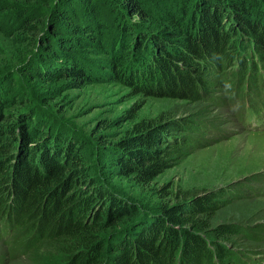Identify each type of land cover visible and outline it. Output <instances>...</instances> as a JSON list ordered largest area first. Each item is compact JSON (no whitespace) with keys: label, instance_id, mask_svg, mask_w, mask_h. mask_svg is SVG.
I'll list each match as a JSON object with an SVG mask.
<instances>
[{"label":"trees","instance_id":"1","mask_svg":"<svg viewBox=\"0 0 264 264\" xmlns=\"http://www.w3.org/2000/svg\"><path fill=\"white\" fill-rule=\"evenodd\" d=\"M0 39V239L11 232L15 258L38 264L53 249L60 264L257 262L241 248L264 243L258 204L227 190L149 213L105 180L150 183L194 151L190 132L204 145L222 140L213 105L230 103L246 130L251 117L264 122V0H0ZM209 68L235 81L230 100L214 96ZM107 77L202 106L114 141L71 126L44 87Z\"/></svg>","mask_w":264,"mask_h":264},{"label":"rangeland","instance_id":"2","mask_svg":"<svg viewBox=\"0 0 264 264\" xmlns=\"http://www.w3.org/2000/svg\"><path fill=\"white\" fill-rule=\"evenodd\" d=\"M2 40L0 39V58L4 57L3 46L7 43ZM91 56L93 60L105 57L93 54ZM217 75L219 74L213 73L210 68L204 73L215 87L214 96L229 99L230 96L225 94L235 81L230 74H221V77ZM45 83L44 87L53 91L59 104L61 103V108L58 106L61 109L60 116L92 138L102 132L109 139L119 140L138 123L149 124L168 117L179 119L180 116H189V112H196V105L202 106L190 104L183 99L137 92L132 87L110 78L79 89H68L67 81L63 79ZM206 102L207 105L215 103L212 100ZM211 110L206 114L222 118L220 134L213 135L215 140L218 136H223L222 140L204 145L206 142L196 138L203 133L190 132L182 138L192 141L191 149L194 151L178 164L157 175L150 183H140L133 176L115 177L105 182L116 192L146 208L144 211L149 213H158L164 205H175L191 197L229 190L232 197L236 198L234 201L240 199L246 200L250 205L258 204L264 215V128L252 123L251 127L256 129H244L235 116L236 112L230 109V103L223 109H217L213 105ZM119 118L124 119L119 121ZM205 136L212 137L210 134ZM247 203L242 204L249 207ZM0 226H3V219L0 220ZM10 233L0 239V264L34 263V258L23 252L17 258L14 257L13 246L7 243ZM241 249L248 257L250 255L249 259L255 257L256 260L261 259L260 264H264V255L260 253L264 250V243L259 248ZM54 255L56 252L53 249H43L37 263L60 264L61 258Z\"/></svg>","mask_w":264,"mask_h":264}]
</instances>
